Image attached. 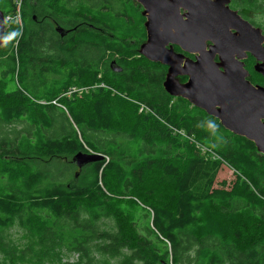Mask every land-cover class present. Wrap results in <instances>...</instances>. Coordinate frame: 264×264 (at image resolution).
<instances>
[{
    "label": "trees",
    "instance_id": "1",
    "mask_svg": "<svg viewBox=\"0 0 264 264\" xmlns=\"http://www.w3.org/2000/svg\"><path fill=\"white\" fill-rule=\"evenodd\" d=\"M0 10L1 75L25 73L33 97L0 83V264H264V155L165 92L167 68L139 54V4L0 0ZM79 152L103 158L78 169ZM222 167L236 175L230 190L215 187ZM152 175L170 205L135 195ZM110 218L123 223L109 229ZM239 221L255 231L245 237ZM14 226L27 245L10 238Z\"/></svg>",
    "mask_w": 264,
    "mask_h": 264
},
{
    "label": "water",
    "instance_id": "2",
    "mask_svg": "<svg viewBox=\"0 0 264 264\" xmlns=\"http://www.w3.org/2000/svg\"><path fill=\"white\" fill-rule=\"evenodd\" d=\"M134 1L142 7L145 18L146 40L139 54L167 67L165 92L217 119L224 129L246 138L264 155V87L249 82L243 62L250 54L256 60L254 71L264 78L261 30L230 9V0ZM56 31L66 35L60 27ZM5 44L0 10V47ZM110 69L120 72L114 62ZM179 77H187L186 82H179ZM102 158L79 152L72 162L81 169Z\"/></svg>",
    "mask_w": 264,
    "mask_h": 264
},
{
    "label": "rangeland",
    "instance_id": "3",
    "mask_svg": "<svg viewBox=\"0 0 264 264\" xmlns=\"http://www.w3.org/2000/svg\"><path fill=\"white\" fill-rule=\"evenodd\" d=\"M262 1V3H261ZM261 8L260 10H253V9H248V8H236L235 6L232 7L230 4L229 7L230 9L234 10L237 12L244 20L248 21L250 24H252L253 27L258 28L261 30L262 34L264 35V0H261ZM259 3V2H258ZM259 5V4H258ZM140 6V5H139ZM140 15H142V7L140 6ZM145 40L143 41V43ZM139 47L138 49L140 48ZM157 63V62H153ZM160 64V63H159ZM164 66V65H163ZM12 77L10 73L7 75H1L0 72V83H6V85L3 87V89L7 92H12L17 90V88L21 89L29 98H33L30 96V91L29 87L26 85V82L28 81V77L25 73H21L20 76L15 75ZM19 79L21 82L20 84L16 83V81ZM256 80H259V78L255 77ZM38 94V92L35 93V95ZM33 100V99H32ZM45 101V100H44ZM42 101V102H44ZM25 102V101H23ZM23 127V124H15L13 126L8 127L9 130H19ZM236 181V175L234 174L233 170L227 167H222L220 172L218 173V176L215 181V187L220 188V189H225V190H230L231 187L233 186L234 182ZM144 189H138L135 191V195L137 197L144 198L146 202H151L154 203L158 197L162 199V202L170 205L171 200V190L169 187H165L162 185H158L157 183V176L152 175L148 176L146 180H144L143 183ZM152 190V195L148 194L147 191ZM125 200V199H124ZM136 200L134 198H131L130 201ZM123 201V200H122ZM137 201V200H136ZM105 225L107 228L112 229L115 227L116 224H122L123 222H116L114 218H110L107 220H104ZM235 227L238 229L239 232H242V234L245 237H249L256 229L255 225L252 224L251 222L247 221H239L235 223ZM8 235L10 238L15 241V243L18 246H24L29 243L30 237L28 234L25 233L21 228L18 226H14L12 229L8 231ZM70 264H73L75 262V259H70L68 260ZM26 264H34V263H26Z\"/></svg>",
    "mask_w": 264,
    "mask_h": 264
},
{
    "label": "flooded vegetation",
    "instance_id": "4",
    "mask_svg": "<svg viewBox=\"0 0 264 264\" xmlns=\"http://www.w3.org/2000/svg\"><path fill=\"white\" fill-rule=\"evenodd\" d=\"M182 13H183V11H182ZM206 45L207 46L210 45V42H207ZM263 46H264V44H263ZM173 49L176 52H180V50H179V48L177 46H173ZM185 56H187L189 58H193V55L185 54ZM215 60H217V57L215 58ZM243 62H244V68L248 71V77H247V79L249 80V82L252 85H261V86L264 87V85H263L264 78L261 75L260 76H256V74H253L251 72V70H254L253 69V66L256 64V60L250 54L247 53L246 59H244ZM165 68H167V67L165 66ZM254 77L259 78V80H256ZM177 79H178L179 82L184 83V82H186L187 77H179Z\"/></svg>",
    "mask_w": 264,
    "mask_h": 264
},
{
    "label": "built area",
    "instance_id": "5",
    "mask_svg": "<svg viewBox=\"0 0 264 264\" xmlns=\"http://www.w3.org/2000/svg\"><path fill=\"white\" fill-rule=\"evenodd\" d=\"M8 19V17L5 18V20ZM73 92H79V93H82L83 91H87V88H79V89H76V88H73L72 89ZM43 103V102H42ZM182 136H184V134L182 133ZM193 142V141H192ZM194 146L199 150V152L204 155V156H210L212 157L213 159H217L218 157L216 156V154L210 150L209 148L205 147V146H202V145H199L197 144L196 142H193Z\"/></svg>",
    "mask_w": 264,
    "mask_h": 264
}]
</instances>
